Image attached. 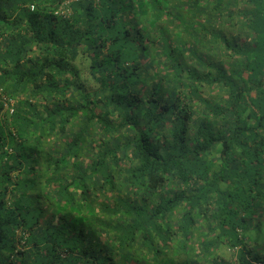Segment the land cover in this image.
Listing matches in <instances>:
<instances>
[{"label": "trees", "instance_id": "trees-1", "mask_svg": "<svg viewBox=\"0 0 264 264\" xmlns=\"http://www.w3.org/2000/svg\"><path fill=\"white\" fill-rule=\"evenodd\" d=\"M0 264H264V0H0Z\"/></svg>", "mask_w": 264, "mask_h": 264}, {"label": "rangeland", "instance_id": "rangeland-1", "mask_svg": "<svg viewBox=\"0 0 264 264\" xmlns=\"http://www.w3.org/2000/svg\"><path fill=\"white\" fill-rule=\"evenodd\" d=\"M221 23L223 24L222 25L219 24L220 26H218V28H222L226 34L231 35V34H237L239 32L240 24H238L237 20L232 23L230 21L221 22Z\"/></svg>", "mask_w": 264, "mask_h": 264}]
</instances>
